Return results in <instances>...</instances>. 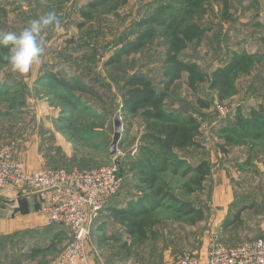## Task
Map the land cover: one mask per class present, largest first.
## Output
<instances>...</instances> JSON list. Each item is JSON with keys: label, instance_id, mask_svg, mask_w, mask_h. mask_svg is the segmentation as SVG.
I'll return each instance as SVG.
<instances>
[{"label": "rangeland", "instance_id": "rangeland-1", "mask_svg": "<svg viewBox=\"0 0 264 264\" xmlns=\"http://www.w3.org/2000/svg\"><path fill=\"white\" fill-rule=\"evenodd\" d=\"M92 1L0 0V33L19 32L32 19L49 11H55L61 20L59 32L53 28L44 32L46 45L41 64L24 76L12 73L8 65L0 67V148H9L12 158L29 171L48 166L92 167L114 159L123 163L136 146L141 131L138 119L132 120L130 125L123 120L122 144L115 156H108L114 135L113 117L121 107L124 78L131 71L140 69L150 74L157 85L161 84L166 42L160 36L148 48L127 56L120 64L109 66L107 61L121 45L136 37L138 20L155 12L163 3L183 9L184 0H110L96 8L90 7ZM202 5L197 16L210 30L200 47L191 46L185 51L186 57L198 60L210 73L217 65L226 63L235 51L262 52L264 0H204ZM85 12L91 13L89 19ZM261 59L263 62L255 63L249 72L238 77L234 96L224 102L214 96L209 108L197 104L196 95L188 88L186 78L177 82L173 88L174 97L182 98L185 105L176 101L174 107L181 111L185 108L199 119L202 130L199 140L203 144L202 148L181 151L180 154L192 164L203 158L209 159L212 171L198 189L192 184V173L186 177L167 173L163 178L178 197L202 209L204 219L191 224L187 222V216L177 219L174 211L162 208L158 212L161 224L156 240H149L146 246L135 247L129 253L123 248L125 236L121 243L109 242L102 246L107 250L102 254L112 261L111 264H116V260L120 264H129L130 261L151 264L158 257L157 253L156 257L153 255L154 245L158 248L160 243L161 252L163 243L170 238L185 248L184 251H193L204 258L214 235L227 246H237L264 235V137L227 147L220 133L222 128L236 123L238 109L247 114L251 108L264 104V57ZM58 70L87 85H92V79L97 77L110 95L109 104L103 105L84 96L83 105L73 111L40 81L48 72ZM21 88L24 97L20 94ZM206 92L207 86H201L200 93L207 100L209 92L204 94ZM67 121L81 127L85 125V128L91 126L97 131L86 133V141L77 142L66 130ZM186 187H193L195 191L187 192ZM128 189V200L142 195L137 182L130 178ZM240 210L242 223L234 219ZM98 219L97 225L107 227L116 236L122 235V226L113 221L109 210L101 212ZM43 227L0 234V238L11 235L6 243L0 242V264H12L13 248L19 253L15 263L21 264L26 260L23 254L29 251V247L49 241L50 234L45 238L37 237ZM94 236L91 233L90 238L94 239ZM70 240L71 232H67L55 251L31 259H47L49 263Z\"/></svg>", "mask_w": 264, "mask_h": 264}, {"label": "trees", "instance_id": "trees-1", "mask_svg": "<svg viewBox=\"0 0 264 264\" xmlns=\"http://www.w3.org/2000/svg\"><path fill=\"white\" fill-rule=\"evenodd\" d=\"M108 1L110 0H93L89 5L96 8ZM203 1L184 0L183 9H176L173 5L164 3L159 5L155 12L136 22L138 30L136 37L121 45L107 61L109 66L120 64L127 56L139 54L148 48L159 36L165 39L161 84L157 85L150 74L140 69L128 73L123 81L119 111L127 125H130L132 120L138 119L141 131L133 149L135 152L132 151L123 163L117 161L124 182L120 191L109 199L101 211H110L113 221L122 226V235L109 234L107 227L97 225L99 221L97 219L92 235H95L94 239L98 245L109 242L121 243L125 236L127 239L123 242V248L128 250V253L135 247L146 246L149 240H156L158 237V227L161 224L158 212L162 208L174 211L177 219L187 216L186 220L191 224L204 219V211L173 193L163 178L167 173L181 174L184 177L192 173L194 174L192 184L198 189L203 186L212 171L209 159L203 158L197 164H192L187 157L180 154L181 151L203 147L199 140L202 130L199 119L192 112L186 111L185 108L181 111L174 107L176 101H180L182 106L185 105V101L177 95L174 97L173 88L176 87L177 82L186 78V84L196 95V102L201 108L211 107L214 96L221 102L230 99L237 93V79L241 73L249 72L255 63L263 62L261 58L264 57V35L260 37L262 52L250 54L245 49L235 51L226 63L217 65L210 73L207 72L198 60L186 57L184 54L191 46L200 47L210 30L208 26L200 23L197 16V12L202 9ZM84 14L87 19L91 17L90 12ZM5 55L7 49L0 48V67L7 65L2 59ZM46 75L41 77V83L51 89L56 97L71 106L73 111L83 105L84 96H89L103 105L109 104L110 95L97 77L92 79V85H87L74 81L62 70L50 71ZM203 85L207 86V92L204 94L209 92L207 100L200 93V87ZM20 94L22 97L25 96L22 88ZM235 122L234 125L220 130L224 146L241 145L264 137V104H260L258 108H251L247 114L238 109ZM65 127L70 138L77 142L86 141V133L97 131L94 127L85 128V125L81 127L72 121H67ZM128 130L126 128L127 132ZM107 154L109 156L108 152ZM52 167L72 169L69 166ZM129 178L137 182L142 192L138 199L128 200ZM186 189L187 192L195 191L193 187ZM25 192L28 190L21 189L20 194ZM240 216L241 210L235 214L234 219L242 223ZM67 232L70 231L61 224H47L38 232L37 237L45 238L50 234V240L44 245L36 244L29 247V251L23 254L24 258L55 251ZM96 234L100 235L96 236ZM10 236H2L0 242L4 243ZM11 254V263L17 264L15 262L19 253L13 248Z\"/></svg>", "mask_w": 264, "mask_h": 264}, {"label": "built area", "instance_id": "built-area-1", "mask_svg": "<svg viewBox=\"0 0 264 264\" xmlns=\"http://www.w3.org/2000/svg\"><path fill=\"white\" fill-rule=\"evenodd\" d=\"M123 182L115 159L88 169L48 166L29 171L12 158L9 148H0V192L29 190L39 197L48 224H61L71 232V240L51 264L85 259L94 224ZM176 264H264V235L237 246H227L214 235L204 258L187 250Z\"/></svg>", "mask_w": 264, "mask_h": 264}, {"label": "crops", "instance_id": "crops-1", "mask_svg": "<svg viewBox=\"0 0 264 264\" xmlns=\"http://www.w3.org/2000/svg\"><path fill=\"white\" fill-rule=\"evenodd\" d=\"M21 190H15L13 192H0V234H12L17 231L25 230L28 228H42L48 224L46 215L42 211L41 201L39 197L32 192H25L20 194ZM22 205V208H21ZM8 207V208H7ZM103 218V216H102ZM39 229V230H40ZM108 231V229H107ZM109 234L110 231H108ZM167 234V232H166ZM174 238L168 239V242L163 243L162 251H159V247L155 246L156 257L154 262L151 264H176L180 258V254L185 250L178 245ZM103 245H98L95 239L89 238L86 246L85 259L78 264H111L112 261H108L107 257H104L102 251ZM182 248V249H181ZM161 250V249H160ZM158 251L161 253H158ZM122 253V252H121ZM157 253V254H156ZM120 255V253H117ZM126 256L128 254L126 253ZM47 260V259H46ZM44 259L33 260L26 258L21 264H51ZM110 260V259H109ZM119 260V259H118ZM114 262V261H113ZM116 264H120V261H115ZM133 264L131 261L129 264Z\"/></svg>", "mask_w": 264, "mask_h": 264}, {"label": "clouds", "instance_id": "clouds-1", "mask_svg": "<svg viewBox=\"0 0 264 264\" xmlns=\"http://www.w3.org/2000/svg\"><path fill=\"white\" fill-rule=\"evenodd\" d=\"M49 28L57 32L61 30V20L55 11L32 19L19 32L0 33V48L7 49V55L2 59L7 62L12 73L24 76L42 63L46 45L44 32Z\"/></svg>", "mask_w": 264, "mask_h": 264}, {"label": "water", "instance_id": "water-1", "mask_svg": "<svg viewBox=\"0 0 264 264\" xmlns=\"http://www.w3.org/2000/svg\"><path fill=\"white\" fill-rule=\"evenodd\" d=\"M113 122H114V135H113L112 142L109 146V155L111 157L117 154L118 147L121 142L122 134L124 132L123 117H122L121 111H118L114 115Z\"/></svg>", "mask_w": 264, "mask_h": 264}]
</instances>
